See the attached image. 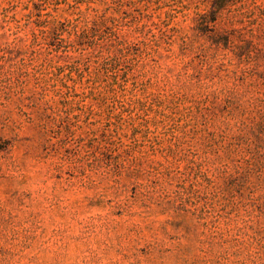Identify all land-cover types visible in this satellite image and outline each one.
Instances as JSON below:
<instances>
[{"label": "rangeland", "instance_id": "rangeland-1", "mask_svg": "<svg viewBox=\"0 0 264 264\" xmlns=\"http://www.w3.org/2000/svg\"><path fill=\"white\" fill-rule=\"evenodd\" d=\"M0 0V264H264V0Z\"/></svg>", "mask_w": 264, "mask_h": 264}, {"label": "trees", "instance_id": "trees-1", "mask_svg": "<svg viewBox=\"0 0 264 264\" xmlns=\"http://www.w3.org/2000/svg\"><path fill=\"white\" fill-rule=\"evenodd\" d=\"M234 0H214L212 4V8L210 11L211 15L217 16V14L223 10L227 5H229Z\"/></svg>", "mask_w": 264, "mask_h": 264}]
</instances>
